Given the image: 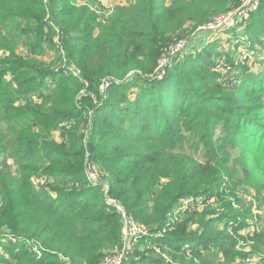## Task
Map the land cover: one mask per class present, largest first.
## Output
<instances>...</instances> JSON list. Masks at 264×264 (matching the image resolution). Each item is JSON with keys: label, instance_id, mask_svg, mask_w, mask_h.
<instances>
[{"label": "trees", "instance_id": "16d2710c", "mask_svg": "<svg viewBox=\"0 0 264 264\" xmlns=\"http://www.w3.org/2000/svg\"><path fill=\"white\" fill-rule=\"evenodd\" d=\"M75 1L0 0V26L15 17L35 22L30 54L40 53L45 40L51 44L42 29L47 14L79 71L64 76L68 64L25 60L11 47L10 57H0V155L17 165L0 181V237L19 239L6 241L0 264H96L100 238L119 242V215L106 204L102 184L87 179L86 157L98 165L109 194L149 229L148 250L124 264H210L211 245L232 260L241 242L255 240L241 233L243 212L201 215L198 231L168 217L177 201L209 198L238 173L264 192V69L246 73L243 65L234 81L211 72L221 56L211 44L168 66L161 81L147 76L184 25L240 0H133L104 23ZM244 28L248 47L264 50L263 1ZM42 178L46 186L37 187ZM27 243L43 256L24 250ZM153 244L166 246L170 260L152 252Z\"/></svg>", "mask_w": 264, "mask_h": 264}, {"label": "rangeland", "instance_id": "374dc122", "mask_svg": "<svg viewBox=\"0 0 264 264\" xmlns=\"http://www.w3.org/2000/svg\"><path fill=\"white\" fill-rule=\"evenodd\" d=\"M133 0H76L74 6L79 9L80 7L88 9L93 16L96 17V20L93 22L104 23L108 18L112 15L115 8L122 6H129ZM173 0H167L166 5L169 4ZM264 2V0H261ZM247 0H240V4L233 7L232 9L221 12L223 15L218 17L212 14L208 16L207 20L214 18L216 21L222 20L223 16L236 13L235 11L240 7L241 4H245ZM134 3V2H133ZM72 4V3H71ZM133 5V4H131ZM130 5V6H131ZM46 24L43 26V31L46 36H48L51 40V44L49 42L44 41L42 44V51L36 54H30L31 50H35L33 48V44L35 43V32H29L31 28L35 29V22L28 21L25 18L15 17L14 19H9L2 26H0V44H7V48L0 49V57H10V47L14 49L16 55H23L25 60H39L44 62L47 65L58 66L60 64H68V68L66 69L65 75H78L79 73L75 70L72 61H67V55L61 45L57 42L60 39V31L55 26L52 25L49 16L46 14L44 16ZM236 19V18H235ZM204 21V22H206ZM198 25H194L193 23L184 25L183 28L172 38L171 44L168 47L163 48V52L160 57L157 59L156 68L154 70V75L152 77L147 76V78H152L155 81H161L164 78V72L173 64H176L178 61L182 60L184 56H193L197 52L203 51L205 48H208L211 44L216 45L218 51L221 52V56L215 60V56L212 57L213 60L216 61L213 68H211V72L220 73V75L225 76L228 80H235L234 77L236 75H240L242 72L241 66L245 65V72H253L257 73L264 69V50L258 49L257 51L251 46L248 47V34L245 31V28L241 26L235 20L232 26H228L229 28H216V29H208L206 22L203 27V23ZM202 25V26H201ZM74 34V33H73ZM5 37V38H3ZM240 42V45L236 43ZM182 43L181 49L177 52L176 48H172L175 44ZM246 43V44H245ZM246 45V46H245ZM172 48V49H171ZM176 51V52H175ZM175 52V53H173ZM180 58H179V57ZM36 60V61H37ZM139 73V71H137ZM7 78L13 79V76L10 72L7 73ZM146 78V77H145ZM56 77H48L45 79L46 82L54 81ZM150 80V79H149ZM14 83V82H13ZM104 82L100 84V89L103 91ZM134 93H129V99H134ZM54 137L56 141H60L62 139L61 134L58 130L54 132ZM232 156L237 155V151H232ZM85 173L86 177L91 178V175L94 173H98V177L95 175V181H93L92 185H97L98 183L102 184L101 191L104 192L105 202L108 198H112L116 200L120 205L123 206L124 210L130 214L126 207L121 204L115 197L109 194L108 192V183L105 178H101L102 175L99 171L98 165L93 160H89L86 157L85 163ZM17 169V165L14 163L13 158L7 154L6 156L0 155V181L1 178H7V171L15 172ZM94 172V173H92ZM106 173V172H105ZM88 174V175H87ZM104 176V172H103ZM45 180L42 178L35 182V185L42 187L44 185ZM62 185V184H60ZM37 186V187H38ZM202 200H201V199ZM205 197H187L183 198L175 204V206L170 211V215L168 217V221L174 223L175 226L183 225L187 223V227L189 231H198L199 227H201V215L204 218H217L219 214L222 212H226L229 214H236V212H243L244 218L246 220V228L242 229L241 233L249 232L252 237H255L252 245L247 242H241L239 246H237L234 250L236 251V255L232 260H227L224 258L217 250L211 245V250L213 253L205 254V258L208 260L207 262H211L210 264H264V192L257 187L250 186L246 183H242V177L240 173L234 178H226L225 182L220 188L217 190L216 194H212L209 198ZM3 204L2 200V186L0 183V207ZM192 214L196 215V218L191 220ZM119 218H120V214ZM228 221V219H227ZM222 220L221 222L217 221L218 225H222L223 222H227ZM136 222L140 224L137 220ZM141 225V224H140ZM144 229L149 233V229L147 226L141 225ZM120 240L115 243L110 239V242L103 241V238L99 239L97 242V246L100 247V251L98 252L97 263L99 264L101 260L105 256L116 255L117 257L121 255L120 264H124L125 262L129 263L132 255L134 258L139 257L140 255H136L137 253H142L148 250L149 244L144 237H138L134 243L124 242L122 230L123 223L120 218ZM117 227L116 230L119 228ZM165 232L158 233L164 234ZM2 235V234H1ZM10 240V242H15L17 244L19 239H15L12 236L0 237V254H4V250L6 248V241ZM101 243V244H100ZM147 244V245H146ZM153 251L157 255L164 257L167 260H170L167 254V247L164 248L158 247L153 244ZM40 249L37 252L34 248ZM34 249V252L37 256H43L44 250L41 249L36 244L27 243L25 245L24 250ZM45 248V247H44ZM49 250V249H47ZM54 252L53 250H49ZM124 253V255H123ZM58 254V252H57ZM60 254V253H59ZM58 254V255H59ZM123 255V256H122ZM61 258H64L61 254L59 255ZM126 263V264H127ZM66 264H71L69 260H67ZM173 264H179L174 263Z\"/></svg>", "mask_w": 264, "mask_h": 264}, {"label": "built area", "instance_id": "2783aa9c", "mask_svg": "<svg viewBox=\"0 0 264 264\" xmlns=\"http://www.w3.org/2000/svg\"><path fill=\"white\" fill-rule=\"evenodd\" d=\"M259 5H260V0H247L245 4L243 3L240 5V7L235 11L236 13L233 12L231 14L225 15L222 17L223 19L220 21H216L214 18H212L206 24V26L208 27V29H216L219 27L229 28L230 26H232V24L235 23L234 21L237 20V22L241 24V26L245 27L246 24L248 23L249 17L251 16V13L254 12L259 7ZM220 15L223 14H217L215 15V17L216 16L221 17ZM181 47H182V43H178L172 46V48H176L177 52L181 49ZM76 71L79 72L78 70ZM94 174L98 177L97 172ZM94 174L91 175V178L88 177V180L90 181L91 184L93 183V181L96 180ZM106 204L108 205V207L113 208L118 214H120V218L123 223L122 235L125 245L126 242L134 243L136 240H138V237L140 236L144 237L147 234V231L144 229V227L138 224L136 220L130 214H128L124 210L123 206L120 205L116 200L112 198H108L106 200ZM34 249L37 252H39L38 248L35 247ZM120 257L119 256L117 257L116 255L105 256L99 264H120L121 263Z\"/></svg>", "mask_w": 264, "mask_h": 264}]
</instances>
